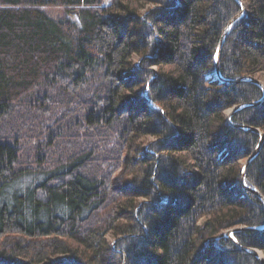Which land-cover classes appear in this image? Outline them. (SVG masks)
I'll return each mask as SVG.
<instances>
[{
	"label": "trees",
	"instance_id": "1",
	"mask_svg": "<svg viewBox=\"0 0 264 264\" xmlns=\"http://www.w3.org/2000/svg\"><path fill=\"white\" fill-rule=\"evenodd\" d=\"M245 5L220 50L226 80L264 74V0ZM240 11L0 0V264H260L224 234L245 228L236 242L264 257V203L240 165L260 136L225 112L259 102L230 121L263 133L244 182L264 197L263 92L210 76Z\"/></svg>",
	"mask_w": 264,
	"mask_h": 264
},
{
	"label": "water",
	"instance_id": "2",
	"mask_svg": "<svg viewBox=\"0 0 264 264\" xmlns=\"http://www.w3.org/2000/svg\"><path fill=\"white\" fill-rule=\"evenodd\" d=\"M241 7V11L239 14H237L235 17H233L227 24V26L224 28L222 34H221V37L219 39V42L217 44V48H216V54H215V59H214V73L216 75V77L221 81V82H224V81H227V82H230V83H236V82H240V81H245V80H248L254 84H256L257 86H259L263 92V96H262V99H264V85L262 84V82L258 79H256L255 77H247V78H238L236 80H226V79H223L221 76H220V73H219V66H218V61H219V55H220V50H221V47L224 43V40L225 38L227 37L233 23L238 20L240 17H242L244 15V13L246 12V7L244 6V2L242 0H235ZM72 14H74L76 17H77V13L75 11L71 12ZM259 102H255V103H251L249 105H238V106H233L232 108L229 109V112L226 115V120L228 121V123L233 126L234 128L236 129H240V130H245V131H250V132H253V133H256L260 136V140H259V143L257 145V148L254 150V152L246 159L243 167H242V170H241V184L243 186V188L247 191H250L252 193H254L263 203H264V197L255 189L251 188V187H247L245 185V182H244V177H245V170L248 166V164L250 163V161L256 156V154L258 153V150L261 146V143L263 141V133L260 132L257 128H254V127H250V126H245V125H235L233 123H231L230 119L232 117V115L240 110V109H243L244 107H248V106H254L256 104H258ZM242 229H245V228H233L229 231L226 232V236L229 237L240 249H242L243 251L247 252L248 254L256 257L259 261L260 264H264V257H261L259 255L258 252H260L259 250L257 249H254V248H249V247H242L240 246L233 234L234 232L238 231V230H242ZM247 229V228H246ZM255 230H261V229H264V226L263 227H259V228H254ZM252 229V230H254Z\"/></svg>",
	"mask_w": 264,
	"mask_h": 264
},
{
	"label": "rangeland",
	"instance_id": "3",
	"mask_svg": "<svg viewBox=\"0 0 264 264\" xmlns=\"http://www.w3.org/2000/svg\"><path fill=\"white\" fill-rule=\"evenodd\" d=\"M242 1L244 2V6L246 7L245 0H242ZM46 9H47L48 14L53 16V17L62 18L64 16L63 10L60 9V8L50 7V8H46ZM246 11H247V9H246ZM254 77L256 79L260 80L262 82V84L264 85V74L263 73H258ZM151 139H152V137H147L145 139V142L146 141H150ZM244 163L240 162V165L243 167ZM242 167H241V170H242ZM229 230H231V229H228V230L224 231V234H226V232L229 231ZM106 239H107L108 242L111 243L113 241V236L111 234H108L106 236Z\"/></svg>",
	"mask_w": 264,
	"mask_h": 264
},
{
	"label": "bare ground",
	"instance_id": "4",
	"mask_svg": "<svg viewBox=\"0 0 264 264\" xmlns=\"http://www.w3.org/2000/svg\"><path fill=\"white\" fill-rule=\"evenodd\" d=\"M210 76H214V72H213V71L210 73ZM228 112H229V110H227V111L225 112V114H227ZM258 253H259V255H260L261 257H263V255H262L261 252H258Z\"/></svg>",
	"mask_w": 264,
	"mask_h": 264
}]
</instances>
